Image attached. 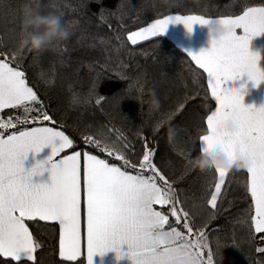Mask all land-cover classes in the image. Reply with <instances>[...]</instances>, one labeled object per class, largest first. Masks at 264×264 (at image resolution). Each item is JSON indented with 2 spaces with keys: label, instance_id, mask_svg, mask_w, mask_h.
Listing matches in <instances>:
<instances>
[{
  "label": "snow or ice",
  "instance_id": "1",
  "mask_svg": "<svg viewBox=\"0 0 264 264\" xmlns=\"http://www.w3.org/2000/svg\"><path fill=\"white\" fill-rule=\"evenodd\" d=\"M169 23H180L189 31L193 24L229 26L227 35L206 51L188 53L191 61L206 74L207 89L215 101V108L204 120L206 130L199 136V148L203 151L215 146L230 158L243 155L250 160L245 170L252 204L251 229L264 240V106L246 107L240 91L232 87V81L244 75L254 86L264 82V71L258 67L259 56L249 51L250 40L264 33V6L245 7L239 15L218 19L164 15L146 27L128 32L127 41L137 45L152 39L162 34ZM236 29H241L243 34L237 35ZM18 54L19 50L12 53L13 61ZM0 56L3 57L0 110L23 111V116L15 122L0 121V129L14 127L15 123L35 125L13 131L6 138L0 133V257L34 262L40 244L25 220H39L59 225V256L77 264L81 258L85 264H91L94 255L108 251L116 252L117 259L126 255L130 264H215L207 232L202 226L194 225L172 183L153 162L155 150L146 138L141 137L142 155L132 159L128 153H135L128 143L122 147L109 143L102 131L83 135L86 145L120 161L121 166L86 150L61 155L73 147V140L61 130L63 125L48 126L56 121L27 85L24 71L19 66L11 67L6 53ZM102 100L103 97L98 98L96 103L99 105ZM183 107L184 102H178L177 110ZM30 112L36 115L29 119ZM228 117L237 125L232 133L222 131V121ZM45 147L51 148L48 157L25 172L21 164L26 154L38 153ZM44 164L48 165L49 182L30 183V177L39 175ZM214 171L215 181L208 186L206 200L213 210L218 206L225 177L230 172L220 168ZM156 205H167L171 218L178 225L182 223L184 231L175 227L163 231L169 215L157 210ZM157 235L162 239H157ZM121 245L126 246L123 253L119 251ZM256 251L264 252V248Z\"/></svg>",
  "mask_w": 264,
  "mask_h": 264
},
{
  "label": "trees",
  "instance_id": "2",
  "mask_svg": "<svg viewBox=\"0 0 264 264\" xmlns=\"http://www.w3.org/2000/svg\"><path fill=\"white\" fill-rule=\"evenodd\" d=\"M26 5L59 16L69 36L39 53L19 51L13 61ZM258 6H264V0H0V53L7 54L11 67L24 71L27 85L56 121L43 124L63 125L61 130L73 140V147L61 155L86 150L121 166L120 161L86 145L83 135L102 131L109 143L120 147L128 143L135 153H128L132 159L142 155L141 137L146 138L155 150L153 162L172 183L194 225L207 232L215 264H264V252L256 251L264 248V240L251 229L246 170L226 175L215 210L206 204L215 171L197 163L199 136L206 130L204 120L215 103L205 73L164 36L137 45L127 41L128 32L164 15L216 19ZM41 31L37 27L30 34ZM178 102H184L179 110ZM34 115L28 113L29 119ZM22 116L19 108L0 111V121L15 122ZM32 126L15 123L0 133ZM158 209L166 214L168 206ZM25 224L40 244L35 261L0 257V264H77L59 257L56 223L25 220ZM173 227L169 219L164 228ZM80 264H85L82 258Z\"/></svg>",
  "mask_w": 264,
  "mask_h": 264
},
{
  "label": "crops",
  "instance_id": "3",
  "mask_svg": "<svg viewBox=\"0 0 264 264\" xmlns=\"http://www.w3.org/2000/svg\"><path fill=\"white\" fill-rule=\"evenodd\" d=\"M216 19H218V18H216ZM235 31H236L237 35L243 34L241 29H236ZM157 36H164V37L168 38L180 50L185 52L187 54V56H188L189 52L195 54V53L200 52V51H206L210 47V42H209L208 35H207V25L193 24L191 26L190 31H189V30H186L184 25H182L180 23H175V24L169 23L165 27L163 33L159 34ZM140 42H142V41H140ZM140 42H138V43H140ZM249 51L251 53H255L259 56L258 67L262 71H264V33H261L259 36L253 37L250 40ZM206 81H207V77H206ZM232 87L234 89H237L240 91V94L242 96V103L246 107L252 106V107L259 108L261 106H264V82H261L258 86H254L253 82L251 80H249L246 75H244L238 79H234L232 81ZM211 99H212V97H211ZM213 102L215 103L214 100H213ZM7 109H9V108H7ZM3 110H5V109H3ZM0 111H2V110H0ZM9 134H11V133H9ZM7 135L8 134L4 135L5 138ZM50 151H51L50 147H45V148H42L41 151L38 153H35V154H33L32 152L27 153L24 160L22 161V164H21L22 169L25 172H27L35 164H37L41 161H44L48 157ZM66 155H69V154H66ZM47 169H48V165L44 164L43 170L40 171L39 175L34 174L30 177V183L46 185L49 182V176H50V173L48 172ZM155 207L157 208V210H159L158 208L161 206L156 205ZM165 225H164V227H165ZM57 226H58V254H59V225L57 224ZM162 230L168 231L170 229L163 228ZM125 250H126V246L121 245L119 251L121 253H123V252H125ZM116 257H117L116 252L108 251V252H105V253L100 254V255H94L91 258V264H130V261L127 259L126 255L121 256L119 259H117Z\"/></svg>",
  "mask_w": 264,
  "mask_h": 264
},
{
  "label": "clouds",
  "instance_id": "4",
  "mask_svg": "<svg viewBox=\"0 0 264 264\" xmlns=\"http://www.w3.org/2000/svg\"><path fill=\"white\" fill-rule=\"evenodd\" d=\"M37 27L42 29L40 34H30L31 30ZM229 30V26L226 24H208L207 35L210 45L224 38ZM68 36L69 33L59 16L43 13L38 7L25 6L18 41L19 51L23 52L26 50L32 53H39L66 40ZM236 127V122L231 117L222 121V131L225 133L234 132ZM197 161L205 168H220L226 171L244 170L250 166V160L247 157L239 155L234 159L230 158L215 146L200 151ZM156 238L162 239L159 235Z\"/></svg>",
  "mask_w": 264,
  "mask_h": 264
},
{
  "label": "water",
  "instance_id": "5",
  "mask_svg": "<svg viewBox=\"0 0 264 264\" xmlns=\"http://www.w3.org/2000/svg\"><path fill=\"white\" fill-rule=\"evenodd\" d=\"M166 215H169V219L172 221V224L175 226V227H179L181 224H176V222H175V220L173 219V218H171V215H170V213L168 212V209H167V211H166Z\"/></svg>",
  "mask_w": 264,
  "mask_h": 264
},
{
  "label": "rangeland",
  "instance_id": "6",
  "mask_svg": "<svg viewBox=\"0 0 264 264\" xmlns=\"http://www.w3.org/2000/svg\"><path fill=\"white\" fill-rule=\"evenodd\" d=\"M175 228H177L179 231H184V229H183V225H182V228H179V227H175ZM207 251V250H206Z\"/></svg>",
  "mask_w": 264,
  "mask_h": 264
}]
</instances>
